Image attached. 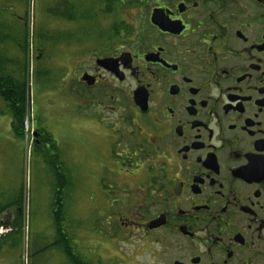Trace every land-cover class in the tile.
<instances>
[{
	"label": "flooded vegetation",
	"instance_id": "1",
	"mask_svg": "<svg viewBox=\"0 0 264 264\" xmlns=\"http://www.w3.org/2000/svg\"><path fill=\"white\" fill-rule=\"evenodd\" d=\"M106 8L70 24L64 80L110 173L102 208L149 240L144 264H264V0Z\"/></svg>",
	"mask_w": 264,
	"mask_h": 264
},
{
	"label": "rangeland",
	"instance_id": "2",
	"mask_svg": "<svg viewBox=\"0 0 264 264\" xmlns=\"http://www.w3.org/2000/svg\"><path fill=\"white\" fill-rule=\"evenodd\" d=\"M119 1L0 0L1 74L26 80L19 137L11 131L0 98V205L10 204L0 216V235L21 219L13 250L0 251V264H71L60 248L63 234L83 263L144 264L148 258L142 249L149 240L128 233L129 228L120 234L118 221L109 217L113 209L102 208L110 193L108 180L101 186V178L110 173L99 167L78 87L70 91L64 81L66 67L74 62L73 56H66L68 46L76 48L81 42L66 37L70 24L80 22L81 11L93 6L109 19L106 7L116 8ZM115 18L122 24L126 15L119 10ZM39 50L43 54L37 58ZM55 172L62 193H57ZM57 197L62 210L54 207Z\"/></svg>",
	"mask_w": 264,
	"mask_h": 264
},
{
	"label": "trees",
	"instance_id": "3",
	"mask_svg": "<svg viewBox=\"0 0 264 264\" xmlns=\"http://www.w3.org/2000/svg\"><path fill=\"white\" fill-rule=\"evenodd\" d=\"M0 69V98L3 100V102L6 104L5 108L7 109L8 114L10 115L11 121H10V128L11 131L16 135L20 136L22 134V128H23V121L25 118V111H26V98H25V91H26V80L24 78L17 79L15 77L10 76H2ZM7 106V107H6ZM42 136V134H41ZM57 175L58 180V172H55ZM57 186V193H62L60 190L62 188V185L60 184L59 180L56 184ZM55 206L57 208H61L62 210V204H61V197H57V200L55 201ZM10 204L6 205H0V216L1 214L6 211L9 208ZM56 217V215H55ZM58 220V218H57ZM20 220L15 219V222L12 225V228L10 229L9 233L0 235V251L4 247H8V250H13V244L15 243L17 233H19L17 230H20ZM2 226L1 218H0V227ZM59 231V229H58ZM62 234L61 231H59V235ZM18 238V237H17ZM61 242H63L60 245V248L63 251V254L67 258V260L71 261V264H88V262H81L79 260V257L74 254L71 250V247L68 244L67 238L63 235H61ZM90 263V262H89ZM91 264V263H90ZM93 264V263H92Z\"/></svg>",
	"mask_w": 264,
	"mask_h": 264
},
{
	"label": "water",
	"instance_id": "4",
	"mask_svg": "<svg viewBox=\"0 0 264 264\" xmlns=\"http://www.w3.org/2000/svg\"><path fill=\"white\" fill-rule=\"evenodd\" d=\"M105 61L108 62V59H104V60L100 61V63L103 64ZM98 63H99V61H98Z\"/></svg>",
	"mask_w": 264,
	"mask_h": 264
},
{
	"label": "bare ground",
	"instance_id": "5",
	"mask_svg": "<svg viewBox=\"0 0 264 264\" xmlns=\"http://www.w3.org/2000/svg\"><path fill=\"white\" fill-rule=\"evenodd\" d=\"M2 57V56H1Z\"/></svg>",
	"mask_w": 264,
	"mask_h": 264
}]
</instances>
